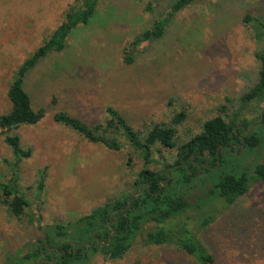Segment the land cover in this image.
<instances>
[{
  "label": "rangeland",
  "instance_id": "obj_1",
  "mask_svg": "<svg viewBox=\"0 0 264 264\" xmlns=\"http://www.w3.org/2000/svg\"><path fill=\"white\" fill-rule=\"evenodd\" d=\"M173 1L101 0L94 21L70 36L64 52L48 56L27 77L25 88L33 107L44 116L37 124L12 132L20 135L23 147L33 149L32 157L21 162L19 174V190L29 207L17 219L0 205V264L42 263V257H28L49 231L77 223L112 198L132 194L145 168L124 137L119 139L120 151L91 143L55 122L59 112L95 126L104 123L110 105L141 132L184 112L186 120L177 128L178 143L201 132L204 123L216 116L248 122L251 126L244 134H264L260 121L264 102L241 104V96L258 80L261 64L256 53L264 50V42L254 39L245 17L264 23V0H199L176 15L160 40L142 45L134 52V62L126 64L129 43ZM75 2L0 0V115L11 108L7 94L13 74ZM149 4L154 6L153 13L147 10ZM175 154V149L156 145L149 168L162 169L163 162H172ZM237 158L252 171L264 162V144L251 151L243 149ZM11 160L0 130V181L10 178L7 162ZM40 171L46 177L42 189ZM212 190V183L203 176L183 191L192 205L185 218L194 232L217 264H264V182L231 206ZM209 217L211 223L202 227ZM153 228L152 223L145 224L123 258L104 257L100 243L82 264H193L175 248L145 245V235ZM56 241L78 245L68 235ZM82 244L93 247L95 240Z\"/></svg>",
  "mask_w": 264,
  "mask_h": 264
},
{
  "label": "trees",
  "instance_id": "obj_2",
  "mask_svg": "<svg viewBox=\"0 0 264 264\" xmlns=\"http://www.w3.org/2000/svg\"><path fill=\"white\" fill-rule=\"evenodd\" d=\"M197 1L199 0H174L170 3L155 18L149 29L138 34L129 43L125 50V63L132 64L134 52L145 43L160 40L176 15ZM100 2L101 0H76L66 11L59 26L13 74L7 94L11 108L0 115L4 143L12 152V160L7 162L10 178L0 181V205L6 207L8 214L14 218L21 219L29 207V201L19 190V174L21 162L32 157L33 149L23 147L20 135L12 132L23 125H35L44 116L43 111H36L33 107L32 97L25 88L26 79L48 56L64 52L68 39L78 29L89 26L94 21ZM153 7V4H149L147 10L153 13ZM245 22L249 23L254 39L264 42V23L250 15L245 17ZM256 57L261 64L258 80L241 96L243 107L255 100L264 102V50L257 52ZM105 112L107 118L104 123L95 126H89L66 112L55 114L54 120L89 142L104 145L113 151L122 149L123 144L119 139L124 137L145 162V168L134 182V192L106 201L75 224L55 226L47 233L49 236L39 242L28 259L42 257V263L38 264H82L100 243L104 244V257L121 259L142 233L143 226L152 223L154 228L146 233L143 241L145 245L175 248L184 253L193 264H217L215 256L194 232L189 219L185 218L192 205L183 191L205 176L213 185V195L226 205L231 206L245 197L253 186L264 182V162H258L252 171H248L240 165L237 156L243 149L251 151L262 146L264 134H244L245 129L251 126L248 122H236L235 119L226 120L222 116H216L204 123L201 132L186 142L178 143L177 128L186 120L184 112L176 113L170 122L153 124L145 132L135 129L113 106H107ZM260 121L264 128V111L260 114ZM156 145L176 151L174 160H165L160 170L149 168L154 163ZM45 178V171H40V189L44 187ZM211 219L209 217L203 220L201 226H208ZM77 233L79 237L76 240L74 235ZM62 235H68L69 240L77 241L78 245H59L56 240ZM94 240L93 247L82 246V243ZM51 246L56 247V250L45 255Z\"/></svg>",
  "mask_w": 264,
  "mask_h": 264
},
{
  "label": "flooded vegetation",
  "instance_id": "obj_3",
  "mask_svg": "<svg viewBox=\"0 0 264 264\" xmlns=\"http://www.w3.org/2000/svg\"><path fill=\"white\" fill-rule=\"evenodd\" d=\"M55 250H56L55 248L54 249L53 248L52 249L50 248L49 251H47V253H45V255H49V253H53Z\"/></svg>",
  "mask_w": 264,
  "mask_h": 264
},
{
  "label": "water",
  "instance_id": "obj_4",
  "mask_svg": "<svg viewBox=\"0 0 264 264\" xmlns=\"http://www.w3.org/2000/svg\"><path fill=\"white\" fill-rule=\"evenodd\" d=\"M237 130V129H236ZM54 256V255H53Z\"/></svg>",
  "mask_w": 264,
  "mask_h": 264
}]
</instances>
